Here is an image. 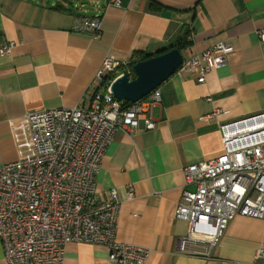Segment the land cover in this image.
Returning <instances> with one entry per match:
<instances>
[{
    "label": "crops",
    "instance_id": "1",
    "mask_svg": "<svg viewBox=\"0 0 264 264\" xmlns=\"http://www.w3.org/2000/svg\"><path fill=\"white\" fill-rule=\"evenodd\" d=\"M79 14L99 17L95 36L72 30ZM188 29L184 60L220 41L233 53L203 82L198 71L178 69L158 87L155 127L115 134L96 192L105 199L116 189V240L149 249L145 264H263L253 256L264 248V219L234 217L214 257L204 260L178 252L188 225L174 209L183 168L222 152L220 125L264 113V0H0V46L17 43L11 55L0 54V165L17 158L12 122L28 111L88 108L103 91L94 75L106 55L125 62L156 55ZM53 264L113 263L103 246L68 243Z\"/></svg>",
    "mask_w": 264,
    "mask_h": 264
},
{
    "label": "built area",
    "instance_id": "2",
    "mask_svg": "<svg viewBox=\"0 0 264 264\" xmlns=\"http://www.w3.org/2000/svg\"><path fill=\"white\" fill-rule=\"evenodd\" d=\"M115 5L119 2L115 1ZM98 16L79 14L72 30L95 36ZM264 41V31H258ZM16 42L0 46L11 55ZM233 53L220 41L184 60L179 69H211ZM129 62L106 55L94 78L103 88L88 108L59 107L26 112L11 124L17 158L0 165V241L6 264H53L64 259L68 243L100 245L113 264H145L149 249L116 240L120 207L116 189L100 199L96 177L115 134L153 129L158 88L123 107L110 90ZM201 117L202 120L215 115ZM223 150L183 168L184 186L174 217L188 225L179 238L180 254L209 260L237 215L264 219V113L220 125ZM133 195L131 187L127 192ZM263 260L264 248L253 260Z\"/></svg>",
    "mask_w": 264,
    "mask_h": 264
},
{
    "label": "water",
    "instance_id": "3",
    "mask_svg": "<svg viewBox=\"0 0 264 264\" xmlns=\"http://www.w3.org/2000/svg\"><path fill=\"white\" fill-rule=\"evenodd\" d=\"M184 57L178 48L136 61L131 68L133 77L124 73L110 85L112 95L120 102L134 103L158 88L182 65Z\"/></svg>",
    "mask_w": 264,
    "mask_h": 264
},
{
    "label": "trees",
    "instance_id": "4",
    "mask_svg": "<svg viewBox=\"0 0 264 264\" xmlns=\"http://www.w3.org/2000/svg\"><path fill=\"white\" fill-rule=\"evenodd\" d=\"M189 35H190V30L188 29V30L184 31L183 36L181 38L179 37L178 39H176V41L170 47L157 52L156 55L164 53V52L168 51L171 48H178V49L182 50L188 43V36ZM151 56H154V54L153 55H147V56L145 55L143 57L141 56V57H139V60L146 59V58L151 57ZM136 61H138V60L135 58V59H132L128 63L127 73H129L131 75V77H133L131 68H132V65ZM121 104H122L123 107H128L131 103H129L128 101H124Z\"/></svg>",
    "mask_w": 264,
    "mask_h": 264
}]
</instances>
